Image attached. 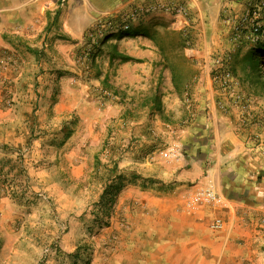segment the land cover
I'll return each mask as SVG.
<instances>
[{
	"label": "rangeland",
	"instance_id": "rangeland-1",
	"mask_svg": "<svg viewBox=\"0 0 264 264\" xmlns=\"http://www.w3.org/2000/svg\"><path fill=\"white\" fill-rule=\"evenodd\" d=\"M16 2L0 0V264H101L117 241L112 227L128 224L124 194L198 186L189 206L217 203L233 186L214 179L246 177L226 171L229 129L254 164L250 177H264V60L247 61L262 42L253 30L264 32V0L231 13L230 55L206 63L181 55L170 5L120 4L84 28L90 10L66 0L38 11ZM145 50L155 58L129 56ZM192 81L207 89L185 88ZM252 240L249 258L264 264V234Z\"/></svg>",
	"mask_w": 264,
	"mask_h": 264
},
{
	"label": "crops",
	"instance_id": "crops-1",
	"mask_svg": "<svg viewBox=\"0 0 264 264\" xmlns=\"http://www.w3.org/2000/svg\"><path fill=\"white\" fill-rule=\"evenodd\" d=\"M17 1L13 6L17 10L32 8L38 11L45 8L48 0ZM246 2L248 0H66L69 7L78 5L80 12L90 10L91 13L80 19L84 28L94 25L98 13L111 11L120 4L124 10L128 8L126 4L132 3L135 9L143 6L144 11L151 12L169 5L179 8L177 20L183 30L180 37L184 44L181 55L202 63L214 54L230 55V51L225 53L231 46L228 33L232 24L227 18L239 12ZM74 34L76 38L80 36ZM129 56L152 60L156 54L145 50L129 53ZM206 65L194 74L208 73ZM190 85L198 86L197 90L207 89L206 83L202 87L193 81L185 88ZM245 89L242 83L238 85V91ZM247 99L257 100L253 95H248ZM213 103L214 99H207L209 106ZM229 130L223 132L224 138L232 143L227 149L226 171L230 175L239 171L246 177L239 181L235 177L214 179L216 187L227 186L226 182H230L233 188H222L221 199L209 205L189 206L198 186L179 188L166 195H122L118 212L128 224L112 227L117 241L111 249L112 256L104 257L101 264H259L250 260L249 250L255 247L252 237L264 234V177L261 180L250 177L254 164L250 163L248 154L242 153L243 139ZM261 163L257 168L264 169ZM219 164L222 165V157ZM179 181L184 182L183 179ZM179 186L184 187L183 183ZM127 197H131L129 205L121 210ZM216 218L222 220L224 226L219 231H210L208 223Z\"/></svg>",
	"mask_w": 264,
	"mask_h": 264
},
{
	"label": "trees",
	"instance_id": "trees-1",
	"mask_svg": "<svg viewBox=\"0 0 264 264\" xmlns=\"http://www.w3.org/2000/svg\"><path fill=\"white\" fill-rule=\"evenodd\" d=\"M258 35L262 37V42L258 43L254 48H252L249 52V55L247 57L248 63L251 64H258L257 62L264 60V32L259 31ZM125 60H131L129 58H126ZM260 87V94L264 97V81H261L259 83Z\"/></svg>",
	"mask_w": 264,
	"mask_h": 264
},
{
	"label": "built area",
	"instance_id": "built-area-1",
	"mask_svg": "<svg viewBox=\"0 0 264 264\" xmlns=\"http://www.w3.org/2000/svg\"><path fill=\"white\" fill-rule=\"evenodd\" d=\"M179 12H181V10L179 9ZM259 33V29L258 28H255L254 30H253V34L255 35V34H258Z\"/></svg>",
	"mask_w": 264,
	"mask_h": 264
}]
</instances>
